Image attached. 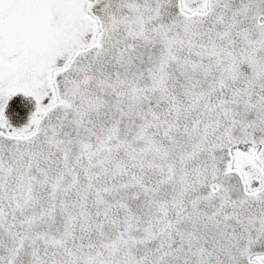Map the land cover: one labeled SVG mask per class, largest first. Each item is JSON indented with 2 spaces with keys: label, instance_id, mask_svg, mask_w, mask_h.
Returning a JSON list of instances; mask_svg holds the SVG:
<instances>
[{
  "label": "snow or ice",
  "instance_id": "6c2138e0",
  "mask_svg": "<svg viewBox=\"0 0 264 264\" xmlns=\"http://www.w3.org/2000/svg\"><path fill=\"white\" fill-rule=\"evenodd\" d=\"M0 264H264V0H0Z\"/></svg>",
  "mask_w": 264,
  "mask_h": 264
}]
</instances>
